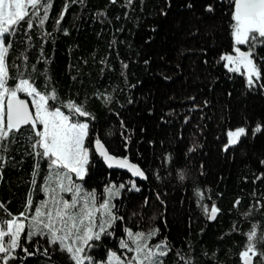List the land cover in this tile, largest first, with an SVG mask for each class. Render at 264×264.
I'll return each instance as SVG.
<instances>
[{"label": "trees", "instance_id": "1", "mask_svg": "<svg viewBox=\"0 0 264 264\" xmlns=\"http://www.w3.org/2000/svg\"><path fill=\"white\" fill-rule=\"evenodd\" d=\"M207 2L191 0L189 7V0H171L170 6L167 0H51L43 25L34 20L29 29L22 21L6 34L9 83L27 71L38 88H55L64 101L86 103L94 116L82 117L90 119V135L99 133L110 151L128 155L148 173L147 179L135 178L93 154L85 188L99 194L115 180L127 189L114 201L125 216L116 236L89 250L98 259L106 257L107 248L124 251L119 236L126 235L125 223L134 229L159 227L152 242L166 236L171 248L163 264H243L239 253L247 232L264 235V130L254 131L257 121L264 122V87H247L242 71L223 66L220 54L233 43L228 0H216L212 12ZM102 93L112 94L110 103ZM239 126L249 131L225 149L228 130ZM29 132L22 126L9 145V158L0 161V217L9 215L5 205L11 213L24 211L30 190L34 205L44 198L39 188L47 160L40 161L33 189L36 158ZM129 178L139 190L127 184ZM212 204L220 209L215 218ZM28 246L34 251L32 242ZM256 247L264 250V240ZM55 256L69 264L65 254ZM252 261L264 264V257L257 252ZM24 264H47V258L41 252Z\"/></svg>", "mask_w": 264, "mask_h": 264}, {"label": "snow or ice", "instance_id": "2", "mask_svg": "<svg viewBox=\"0 0 264 264\" xmlns=\"http://www.w3.org/2000/svg\"><path fill=\"white\" fill-rule=\"evenodd\" d=\"M127 3L131 4V0ZM167 3L170 6L171 0ZM50 6L51 0H0V161H7L10 143L14 142L22 126L27 125L30 129L27 140L36 158L31 174L33 189L37 186L41 160H47L48 169L39 188L44 198L34 205L30 190L24 211L11 213L5 205L9 215L0 217V264H24L28 256L41 252L47 258V264H64V260L56 258L57 252L65 254L69 264H163V258L171 248L166 236L152 242L160 231L158 226L134 229L125 223L123 232L126 235L119 236V247L124 249L123 252L107 248L106 258L98 259L89 251L97 246L98 241L103 246L107 236H116V226L118 222L125 221V216L119 214V207L114 201L121 196L122 190H127L124 182L115 180L104 184L103 192L99 194L96 188H85V178L90 175L92 163H95L93 154L98 153L109 168L118 166L128 169L133 176L147 179L148 173L141 164L133 162L126 154L110 151L99 133L90 135L88 118L94 119V116L88 111L86 103L81 104L74 99L64 101L55 88L50 92L38 88L27 71L18 72L13 82L9 83L10 66L6 57L11 41L7 40L6 34L15 32L22 21L29 29L33 27L34 20L43 25ZM215 6L216 0L205 4L210 12L215 11ZM66 10L67 4L60 19ZM225 10L231 17L233 43L232 50L220 54V61L230 71L243 70L247 87H264V56H260L258 51L264 50V0H228ZM161 12L167 14V8H162ZM32 67L35 69V65ZM16 79L18 82H15ZM21 92L31 99L23 98ZM101 95L105 103L111 102V93ZM65 103L66 109L63 107ZM193 107L197 105L193 104ZM261 130H264V122L257 121L254 131ZM248 131L245 126L230 128L224 148L235 144L241 134ZM128 139L130 137L125 136V140ZM195 146L193 144V148ZM123 147L127 149L128 144ZM179 176L184 178L182 169ZM127 184L139 190L134 179L129 178ZM144 202L147 203V197ZM204 208L207 211L208 205L205 204ZM218 211L220 209L216 204H212L211 218H215ZM247 236V245L239 255L243 264H253L252 255L259 252L264 257V250L256 247L258 241L264 240V235L249 230ZM28 242H32L34 251H29ZM18 249L25 254L23 258Z\"/></svg>", "mask_w": 264, "mask_h": 264}, {"label": "water", "instance_id": "3", "mask_svg": "<svg viewBox=\"0 0 264 264\" xmlns=\"http://www.w3.org/2000/svg\"><path fill=\"white\" fill-rule=\"evenodd\" d=\"M21 95V94H20ZM23 98H26V99H29L27 96H24V95H21ZM30 100V99H29ZM98 154V153H97ZM105 165L107 166V164L105 163ZM108 167V166H107ZM109 168V167H108ZM110 169H115V170H120V171H125V172H127V173H129L131 176H133V174L128 170V169H123V168H120V167H118V166H116V167H112V168H110ZM133 177H135V178H140V179H144V178H142V177H136V176H133Z\"/></svg>", "mask_w": 264, "mask_h": 264}, {"label": "rangeland", "instance_id": "4", "mask_svg": "<svg viewBox=\"0 0 264 264\" xmlns=\"http://www.w3.org/2000/svg\"><path fill=\"white\" fill-rule=\"evenodd\" d=\"M242 72H243V70H242ZM21 93H22V92H21ZM26 96H27V94H26ZM27 97H28V96H27ZM28 98L31 99L30 97H28ZM105 258H106V257H105ZM105 258H104V259H105Z\"/></svg>", "mask_w": 264, "mask_h": 264}]
</instances>
